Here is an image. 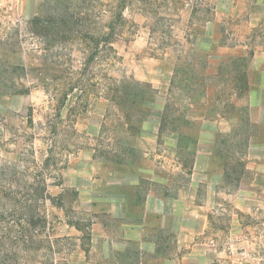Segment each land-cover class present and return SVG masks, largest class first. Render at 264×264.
<instances>
[{"label": "crops", "instance_id": "0c3cea01", "mask_svg": "<svg viewBox=\"0 0 264 264\" xmlns=\"http://www.w3.org/2000/svg\"><path fill=\"white\" fill-rule=\"evenodd\" d=\"M17 2L41 11L40 0ZM215 3L176 102L163 99L157 118L116 119V158L84 149L69 161L56 194L79 244L62 264H264V0ZM1 24L0 66L26 65L7 53ZM153 66L147 81L171 86L174 56ZM13 91L1 85L0 104L27 108L30 96ZM165 104L178 115L163 116ZM107 109L94 104L97 123L77 127L102 132Z\"/></svg>", "mask_w": 264, "mask_h": 264}, {"label": "rangeland", "instance_id": "374dc122", "mask_svg": "<svg viewBox=\"0 0 264 264\" xmlns=\"http://www.w3.org/2000/svg\"><path fill=\"white\" fill-rule=\"evenodd\" d=\"M17 3L5 1L11 7L0 22L7 53L23 55L26 65L0 66V87L27 93L30 104L19 110L0 104V264H62L79 244L56 194L69 161L84 149L116 158L123 130L116 119L157 118L163 99L176 102L196 33L216 3L40 0L41 11L31 17ZM168 55L177 71L171 86L147 81L153 64ZM94 104H109L99 117L102 132L79 129V118L97 123L87 118L96 117ZM176 106L165 104L163 116L178 115ZM192 161L186 155L182 162Z\"/></svg>", "mask_w": 264, "mask_h": 264}]
</instances>
